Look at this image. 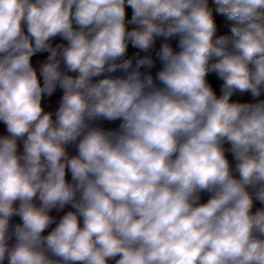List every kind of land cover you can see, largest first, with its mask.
<instances>
[{
    "label": "clouds",
    "instance_id": "obj_1",
    "mask_svg": "<svg viewBox=\"0 0 264 264\" xmlns=\"http://www.w3.org/2000/svg\"><path fill=\"white\" fill-rule=\"evenodd\" d=\"M0 264H264V0H0Z\"/></svg>",
    "mask_w": 264,
    "mask_h": 264
}]
</instances>
